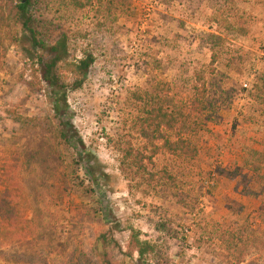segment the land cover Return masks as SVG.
Segmentation results:
<instances>
[{
  "label": "rangeland",
  "instance_id": "374dc122",
  "mask_svg": "<svg viewBox=\"0 0 264 264\" xmlns=\"http://www.w3.org/2000/svg\"><path fill=\"white\" fill-rule=\"evenodd\" d=\"M78 3L38 0L33 13L68 33L71 59H95L69 105L98 187L57 137L40 53L0 0V194L13 165L24 222L0 229V264H103L105 253L113 264H264V0ZM197 85L204 115L190 106ZM157 106L184 113L164 131L195 158L145 136ZM135 235L153 251L141 258Z\"/></svg>",
  "mask_w": 264,
  "mask_h": 264
},
{
  "label": "trees",
  "instance_id": "16d2710c",
  "mask_svg": "<svg viewBox=\"0 0 264 264\" xmlns=\"http://www.w3.org/2000/svg\"><path fill=\"white\" fill-rule=\"evenodd\" d=\"M38 0H10L9 10L22 25L23 31L29 34L32 47L40 53L37 59L38 78L41 79L40 84H44L54 96L53 111L55 118L58 121V134L57 137L65 144L74 147L77 150L78 158L87 169L89 180L94 186L100 185V177L93 173L91 167L92 155L88 152L87 146L83 138L80 136L77 128L75 127L72 119V112L69 105V95L71 92L80 90L95 63V59L91 54H85L84 57L79 59H71L70 57V38L66 31L56 28H51L50 25L45 24L41 19H38L33 10L37 5ZM73 4L79 5L78 0H73ZM211 42L209 50L212 56L211 65L214 67L220 58L217 50L218 42L222 40L217 35H208ZM202 79L199 78V82ZM28 85L35 86V82H29ZM36 88V86H35ZM196 93L191 101V108L193 113L199 115V112L204 115L207 112L208 97H206L207 87L196 86ZM182 111L172 112L165 111L162 107H152L145 119L144 134L147 137L156 140H164V146L172 154H181L186 157L195 158L197 150L192 147L189 141L179 136L176 141L167 139L164 131H174L181 121L187 122ZM32 127L36 128L39 124L38 119L30 120ZM129 157L133 159V167H137L138 172H145L144 162L145 159L141 155L134 156L129 152ZM126 161L123 162V165ZM135 165V166H134ZM17 170L15 166H9L8 170L4 172L2 177L3 190L0 194V229L7 227V229L16 232L19 224H24L22 210L20 209V201L22 200L21 184L15 177ZM149 180L147 179L146 182ZM133 250L139 253L140 257L152 252L153 247L141 243L138 237H133ZM133 255L132 252H129ZM239 260L237 264H241ZM103 264H113L109 259L108 254H104Z\"/></svg>",
  "mask_w": 264,
  "mask_h": 264
}]
</instances>
